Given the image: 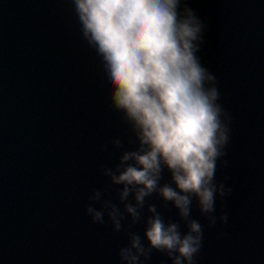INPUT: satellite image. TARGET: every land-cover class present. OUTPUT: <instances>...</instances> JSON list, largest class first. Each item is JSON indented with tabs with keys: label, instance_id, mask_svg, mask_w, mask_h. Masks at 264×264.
I'll return each instance as SVG.
<instances>
[{
	"label": "water",
	"instance_id": "1",
	"mask_svg": "<svg viewBox=\"0 0 264 264\" xmlns=\"http://www.w3.org/2000/svg\"><path fill=\"white\" fill-rule=\"evenodd\" d=\"M189 5L205 24L201 63L231 116L215 174L232 189L215 205L228 222L209 227L194 203L204 226L194 264H264V0ZM109 94L71 0H0V264H119L124 234L84 215L90 190L107 181L99 165L119 155L101 145L130 139ZM150 202L179 220L159 198ZM145 264L171 261L153 250Z\"/></svg>",
	"mask_w": 264,
	"mask_h": 264
},
{
	"label": "clouds",
	"instance_id": "2",
	"mask_svg": "<svg viewBox=\"0 0 264 264\" xmlns=\"http://www.w3.org/2000/svg\"><path fill=\"white\" fill-rule=\"evenodd\" d=\"M71 2L83 39L100 59L111 107L130 133L127 141L115 137L101 145L119 155L111 166L99 165L107 181L90 190L84 215L124 234L119 264H145L153 250L171 264H194L204 231L192 218L194 203L209 227L226 224V212L216 215V199L232 192L215 176L231 116L219 103L216 76L198 55L204 21L189 0ZM153 197L175 208L179 220H166Z\"/></svg>",
	"mask_w": 264,
	"mask_h": 264
}]
</instances>
